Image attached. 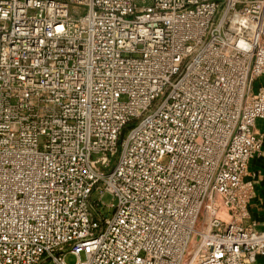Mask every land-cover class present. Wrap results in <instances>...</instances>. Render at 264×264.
<instances>
[{
  "label": "built area",
  "instance_id": "1",
  "mask_svg": "<svg viewBox=\"0 0 264 264\" xmlns=\"http://www.w3.org/2000/svg\"><path fill=\"white\" fill-rule=\"evenodd\" d=\"M263 77L264 0H0V264H264Z\"/></svg>",
  "mask_w": 264,
  "mask_h": 264
},
{
  "label": "crops",
  "instance_id": "2",
  "mask_svg": "<svg viewBox=\"0 0 264 264\" xmlns=\"http://www.w3.org/2000/svg\"><path fill=\"white\" fill-rule=\"evenodd\" d=\"M257 165H262L260 169L264 170V163L254 161L251 168L256 169ZM252 215L255 221L258 223L260 228L264 227V183L261 184L258 188L257 199L252 203L251 206Z\"/></svg>",
  "mask_w": 264,
  "mask_h": 264
},
{
  "label": "rangeland",
  "instance_id": "3",
  "mask_svg": "<svg viewBox=\"0 0 264 264\" xmlns=\"http://www.w3.org/2000/svg\"><path fill=\"white\" fill-rule=\"evenodd\" d=\"M138 1V3L141 5V6H147V5H149L150 3H151V1L152 0H137ZM260 86H264V77L263 78H261L259 81H257L256 82V84H255V92H257L258 91V89H259V87ZM257 128L260 130V131H262V132H264V121L263 120H259L258 122H257ZM263 166L262 165H257L255 168L256 169H260V168H262ZM252 170H255V169H253V168H251ZM257 196H258V189H257ZM112 200H113V197L111 196V195H105V197L103 198V201L106 203V204H110L111 202H112ZM74 259H70L69 260V263H74Z\"/></svg>",
  "mask_w": 264,
  "mask_h": 264
}]
</instances>
